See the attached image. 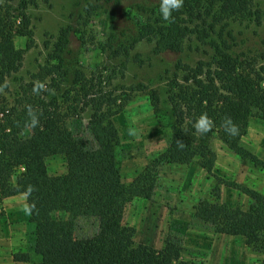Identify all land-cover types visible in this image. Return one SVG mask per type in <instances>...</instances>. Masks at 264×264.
Segmentation results:
<instances>
[{
  "label": "rangeland",
  "instance_id": "obj_1",
  "mask_svg": "<svg viewBox=\"0 0 264 264\" xmlns=\"http://www.w3.org/2000/svg\"><path fill=\"white\" fill-rule=\"evenodd\" d=\"M253 2L264 11V0ZM24 3L25 8L20 9ZM158 4V0H0L15 28L23 27L20 11L28 17L32 40L31 47L23 53L20 68L0 80V87L8 84L0 91V109L5 112L22 90L30 91L28 83L40 66L57 63L62 76L50 73L41 80L54 89V94L45 92L44 98L54 102L84 156L90 158L96 153L87 128L90 109L83 108L79 84H74L76 73L82 74V82L92 85L90 94L100 90L112 99L108 107L113 111L111 120L117 133L115 164L122 181L129 182L168 143L172 118L166 82L175 72L174 65L180 62L194 66L198 61H208L212 54L209 46L195 35L183 37L178 52L154 53L153 34L176 36L185 26H192L180 11L173 12L174 22L164 21ZM148 8L153 13L149 14ZM66 27L64 49L58 60L52 59L58 32ZM226 30L230 31V35H224L229 52L241 59L256 58L257 64L261 63L257 56L264 49L263 25L250 20H230ZM27 41L26 36L13 37L17 48H24ZM130 130L136 134L130 135ZM240 144L264 160V121L250 117ZM209 145L214 154L209 173L195 159L182 164L158 163L151 196L132 198L124 208L122 220L132 227L135 244L159 249L165 240L177 241L180 259L189 264H264V249L246 245L240 235L214 232L212 225L193 213L201 201H219L242 209L250 204L247 196L219 180L264 195V171L237 157L215 136H211ZM47 166L49 171L58 172L62 166L60 158H50ZM24 203L21 194L0 198V264H34L40 260L33 251L34 226L23 211ZM51 215L68 218L62 212ZM95 229L96 223L91 218L77 217L73 221L76 238L91 235ZM13 253H26L28 260L13 261Z\"/></svg>",
  "mask_w": 264,
  "mask_h": 264
},
{
  "label": "trees",
  "instance_id": "obj_2",
  "mask_svg": "<svg viewBox=\"0 0 264 264\" xmlns=\"http://www.w3.org/2000/svg\"><path fill=\"white\" fill-rule=\"evenodd\" d=\"M24 8L25 3L20 6ZM146 10L153 13L151 8ZM180 13L192 26H185L176 36L153 34V52H178L183 37L195 35L209 46L212 54L208 61H198L194 66L180 62L174 65L175 72L166 82L172 118L168 143L129 182L122 181L115 164L117 133L111 120L113 111L108 107L110 98L100 90L90 94L92 85L82 82V74L76 73L74 84H79L83 108L90 109L87 128L96 146V153L90 158L84 156L54 102L44 98L45 92L33 93V79L41 81L50 73L62 76L57 63L40 66L28 83L30 91L22 90L5 112L0 109V198L21 194L26 202V186L37 189L30 197L36 211L28 214L34 226L33 251L40 258L34 264H189L180 259L177 241L165 240L159 249L135 244L132 227L122 220L124 208L132 198L151 196L158 163L182 164L195 159L209 173L214 164L209 140L215 136L237 157L264 171V160L240 144L250 117L264 121V49L257 56L261 62L257 64L256 58L241 59L229 52L230 45L224 38L230 35L226 30L230 20H250L264 26V11L253 0H184ZM19 17L22 29L13 26L8 9L3 11L0 5V80L20 68L24 51L32 45L28 17L22 11ZM67 33L68 27L59 30L52 59H59ZM15 35L27 37L24 48L15 47ZM28 105L42 113L40 126L35 129L24 126ZM204 112L215 126L200 135L193 123ZM226 116L239 125L238 135H228L221 127ZM177 139L185 142L183 149L177 147ZM54 156L61 160L58 172L49 171L47 166ZM219 183L243 193L250 204L242 209L219 201H201L194 207V215L212 225L214 232L240 235L246 245L264 249V195L230 181ZM213 189L217 199V186ZM53 212L65 213L68 218H54ZM77 217L93 219L95 231L76 238L73 221ZM11 257L13 261L28 260L26 253H13Z\"/></svg>",
  "mask_w": 264,
  "mask_h": 264
},
{
  "label": "clouds",
  "instance_id": "obj_3",
  "mask_svg": "<svg viewBox=\"0 0 264 264\" xmlns=\"http://www.w3.org/2000/svg\"><path fill=\"white\" fill-rule=\"evenodd\" d=\"M184 4V0H161L159 15L160 17L169 23L174 22L175 17L173 12H179ZM8 84L5 82L3 87H7ZM0 87V91L3 90ZM42 92H52L54 94V89H50L46 82L35 81L33 82V93L35 95H40ZM28 120L25 122V127L35 129L40 126V116L42 113H38L31 105L26 106ZM215 126L214 120L207 114V112L201 113L200 116L193 123V128L200 135H206ZM221 127L224 129L226 134L231 136H236L239 133V125L236 124L231 116H226L222 122ZM134 130H130V135H135ZM177 147L183 149L185 147V142L182 139L176 140ZM37 189L34 185L26 186V202L23 204L22 208L26 214L32 215L36 211L35 201L31 200L30 197L33 192Z\"/></svg>",
  "mask_w": 264,
  "mask_h": 264
},
{
  "label": "built area",
  "instance_id": "obj_4",
  "mask_svg": "<svg viewBox=\"0 0 264 264\" xmlns=\"http://www.w3.org/2000/svg\"><path fill=\"white\" fill-rule=\"evenodd\" d=\"M0 116H1V113H0Z\"/></svg>",
  "mask_w": 264,
  "mask_h": 264
}]
</instances>
